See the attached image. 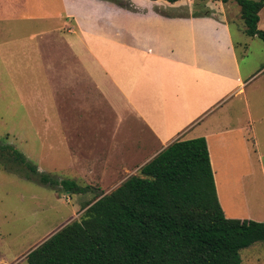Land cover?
Here are the masks:
<instances>
[{
  "label": "rangeland",
  "instance_id": "1",
  "mask_svg": "<svg viewBox=\"0 0 264 264\" xmlns=\"http://www.w3.org/2000/svg\"><path fill=\"white\" fill-rule=\"evenodd\" d=\"M94 1L87 0V26L92 23L88 22L90 13L98 7ZM140 1L148 9L170 15H202L207 9L209 15L227 17L244 84L243 90L221 104L218 111L228 105L236 109L244 106L242 118L252 129L250 141L256 144L257 152L250 156L249 173L246 154L238 146L227 148L225 164L234 171L224 173L222 169L217 180L229 184L224 204L233 203L236 217L264 222V173L259 164L260 158L264 165V41L245 33L235 0ZM81 6L80 0H0V141L13 145L39 171L87 187L82 193L59 190L0 163V264H27L31 249L66 223L79 219L85 210L82 206L102 192H110L112 184L127 175L123 171L87 173V104L74 96L76 102H70L74 108H69L66 94L58 93L57 71L78 69L71 63L67 30L75 25L68 11H82ZM259 16L258 26L264 29V7ZM56 102L59 109L56 105L53 109ZM217 112L204 116L203 121ZM43 113L50 116L48 123ZM242 169L247 173L240 177ZM240 256L242 264H264V241L241 249Z\"/></svg>",
  "mask_w": 264,
  "mask_h": 264
},
{
  "label": "crops",
  "instance_id": "2",
  "mask_svg": "<svg viewBox=\"0 0 264 264\" xmlns=\"http://www.w3.org/2000/svg\"><path fill=\"white\" fill-rule=\"evenodd\" d=\"M129 1V8L94 1L98 7L90 13L88 26L87 0H80L82 11H68L75 25L68 27L67 47L78 69L57 71L54 77L69 108H74V96L87 104V173H126L111 191L174 140L203 136L225 215L251 219L226 210L217 180L222 169L234 171L225 164L227 148L238 146L246 154L249 173L250 156L257 152L250 141L252 129L242 118L244 106L218 111L244 84L227 17L170 15L148 9L140 0ZM55 105L59 109L60 103L53 109ZM43 117L48 123L50 116ZM259 164L264 173L260 158ZM242 171L240 177L247 173Z\"/></svg>",
  "mask_w": 264,
  "mask_h": 264
},
{
  "label": "trees",
  "instance_id": "3",
  "mask_svg": "<svg viewBox=\"0 0 264 264\" xmlns=\"http://www.w3.org/2000/svg\"><path fill=\"white\" fill-rule=\"evenodd\" d=\"M109 1L131 6L129 0ZM235 2L245 33L264 41V29L258 26L264 0ZM209 13L206 9L203 14ZM0 163L52 188L87 190L75 180L39 171L22 152L1 141ZM225 182L219 184L220 198L233 213V203L224 204L229 186ZM82 208L79 219L27 253V264H242L240 250L264 241V222L225 215L203 136L174 140L136 174Z\"/></svg>",
  "mask_w": 264,
  "mask_h": 264
},
{
  "label": "water",
  "instance_id": "4",
  "mask_svg": "<svg viewBox=\"0 0 264 264\" xmlns=\"http://www.w3.org/2000/svg\"><path fill=\"white\" fill-rule=\"evenodd\" d=\"M63 226H64V225H63ZM63 226H62V227H63ZM62 227H61V228H62ZM59 229H60V228H59ZM59 229H58V230H59ZM50 236H51V235H50ZM46 239H47V238H46ZM46 239H45V240H46ZM37 246H38V245H37ZM34 248H35V247H34Z\"/></svg>",
  "mask_w": 264,
  "mask_h": 264
}]
</instances>
